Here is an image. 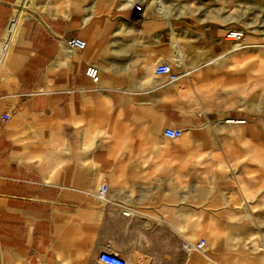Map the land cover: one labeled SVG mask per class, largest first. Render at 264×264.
<instances>
[{"label": "crops", "instance_id": "1", "mask_svg": "<svg viewBox=\"0 0 264 264\" xmlns=\"http://www.w3.org/2000/svg\"><path fill=\"white\" fill-rule=\"evenodd\" d=\"M18 1L0 0V40ZM157 6L161 16L140 22L87 6L31 11L14 23L5 53L0 42V264H103L101 252L127 264H235L232 255L244 252L250 206L259 203L245 196L249 182L224 151L210 155L218 183H204L197 148V131L220 123L229 101H241L233 107L246 117L243 92L224 94L214 83L241 82L235 61L223 75L216 69L230 56L229 43L217 44L228 28L174 22ZM74 36L82 49L65 45ZM235 45L238 60L264 59V48ZM160 62L174 80L155 73ZM90 65L96 84L85 75ZM166 128L183 134L168 139ZM183 137L188 148H163ZM204 237L215 259L193 249Z\"/></svg>", "mask_w": 264, "mask_h": 264}, {"label": "rangeland", "instance_id": "2", "mask_svg": "<svg viewBox=\"0 0 264 264\" xmlns=\"http://www.w3.org/2000/svg\"><path fill=\"white\" fill-rule=\"evenodd\" d=\"M165 9L169 12L171 21L180 22L185 20H200L203 22H215L225 28H235L243 31L241 45L252 43L254 48H264V0H163ZM83 6L90 7L92 11L100 12L103 17L116 18L119 21L140 22L148 17L161 16L156 0H19L9 27L5 30L0 42L7 43L11 37L14 23H18L28 12L37 11L41 13H64L71 9L72 13H80ZM76 13V14H77ZM221 42L229 43V55L224 58L219 57L216 69L223 75L230 68H241L243 71L239 77L240 83H229V79L218 77L214 79L215 86H218L221 93L243 92L245 101L248 102L244 108L245 115H237L238 108L234 105L242 104L237 99L229 101L228 115L234 119H245L246 124L255 123L253 129L246 127L242 123H228L223 117L219 122H212L205 127L202 126L197 132L201 135L202 143L197 144V148L203 149L204 164L207 173H204V183L213 187L216 183V168L210 157L212 150L224 151L230 159V164L236 171L245 175L249 182V194L251 203H259L250 206L251 209V236L249 243L243 239L244 252L235 253V264H264V59L258 56L249 58L250 60H238L237 52L232 51V41L225 40L218 42L221 50ZM6 46L8 45L5 44ZM238 48V47H237ZM4 52V51H2ZM237 60V61H236ZM234 62V67H230V62ZM261 64V70L257 71L261 75L253 72L257 65ZM252 70V72H251ZM225 75V74H224ZM229 118V117H227ZM225 122V123H224ZM244 123V122H243ZM229 124H235L231 126ZM190 144L181 140L165 141L163 148L183 149ZM191 148H196L195 143ZM226 163L223 161L221 170H225ZM231 176V175H230ZM218 183V182H217ZM216 183V184H217ZM235 196L240 193L235 189ZM205 247L207 237H204ZM250 250L248 252V247ZM202 250V256L215 259L213 255L207 253L206 248Z\"/></svg>", "mask_w": 264, "mask_h": 264}, {"label": "built area", "instance_id": "3", "mask_svg": "<svg viewBox=\"0 0 264 264\" xmlns=\"http://www.w3.org/2000/svg\"><path fill=\"white\" fill-rule=\"evenodd\" d=\"M243 37V31L235 28H228L224 33V39L232 41L233 43L240 42ZM65 45L69 49L80 50L84 47V41L78 37H69L64 39ZM171 65L168 63L160 62L155 66V73L157 74H168L170 80L176 78L175 75L171 73ZM85 75L91 80L93 84L98 82V71L97 68L93 65L87 66L85 69ZM6 116H2V119H6ZM228 123H243V119H228ZM183 130L181 128H166L164 130V136L168 139L175 140L182 136ZM105 190L103 186L100 194ZM99 194V195H100ZM124 214H128V211H123ZM205 247V240L199 239L194 245L193 249L201 252ZM98 261L103 264H127L125 260L120 258L115 253L101 252L97 255ZM161 264H168L166 261H163Z\"/></svg>", "mask_w": 264, "mask_h": 264}, {"label": "bare ground", "instance_id": "4", "mask_svg": "<svg viewBox=\"0 0 264 264\" xmlns=\"http://www.w3.org/2000/svg\"><path fill=\"white\" fill-rule=\"evenodd\" d=\"M156 3H157V5H159V6H162V1L161 0H156ZM240 42H236V45H235V47L234 48H237V47H239L240 45ZM2 47V46H1ZM6 45H3V47H2V51H4L3 53H5V51H6ZM177 60V59H176ZM235 179V178H234Z\"/></svg>", "mask_w": 264, "mask_h": 264}]
</instances>
